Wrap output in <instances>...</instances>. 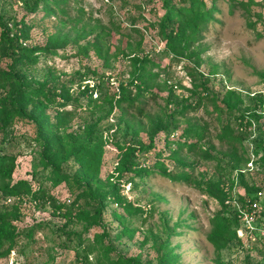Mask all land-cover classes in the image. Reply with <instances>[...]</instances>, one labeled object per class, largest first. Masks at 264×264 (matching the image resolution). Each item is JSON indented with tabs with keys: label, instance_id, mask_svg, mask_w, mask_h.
<instances>
[{
	"label": "rangeland",
	"instance_id": "rangeland-1",
	"mask_svg": "<svg viewBox=\"0 0 264 264\" xmlns=\"http://www.w3.org/2000/svg\"><path fill=\"white\" fill-rule=\"evenodd\" d=\"M60 1H64L65 13L55 9V14L46 19L36 18L29 39L19 42L32 48L53 40L62 45L63 51L47 57L34 53L39 58L36 64L16 68L15 56L7 55V43L0 44V74L14 75L11 88L0 89V105L2 101L9 104L10 94L22 87H64L74 99L81 76V86L92 87L97 82L92 71L102 76L103 86L93 92L90 104L80 99L81 105L66 107L69 115L62 128L56 125L52 103L35 97L26 114H41L37 123L27 116L11 122L12 146L8 152L16 159L12 183L30 180L35 173L33 187L40 184L47 194L44 205L24 198L12 204L10 198L0 196V209L13 205L18 208L14 211L18 217L13 220L18 231L39 223L45 226L37 231L33 243L21 234L16 248L7 257L0 256V264H118L120 258L134 264H157L163 254L175 257L172 264H264V237L260 232L254 243L243 237L241 244L227 241L220 251L207 240L212 217L223 214L215 186L227 185L233 198L249 199L261 192L264 196V109H257L256 122L237 128L235 120L247 103L244 97L240 103L227 94L236 90L244 96L264 88V0H219L207 31L183 54L169 49L158 28L164 15L163 0ZM179 1L171 4L178 7ZM31 3L32 0H0V32L6 25L3 32L10 38L15 24L19 25L21 19L27 23ZM97 34L108 48L106 62L93 52L73 55ZM135 76L149 82L142 115L137 114L139 104H122L129 112L125 118H121L118 108L109 112L111 102L122 96L118 84L128 85ZM130 95H135L134 89ZM44 117L51 125L41 129L37 124ZM167 121L177 129L166 139L172 143L165 146V136L159 134L153 142L154 149L135 153L130 158L133 164H127V171L120 173L119 165L127 153L148 143L155 123ZM90 126H95L104 141L97 177L89 180L70 158L60 162V174L67 179L55 183L51 170L41 168L40 140L53 138L65 145L64 134L71 133L79 141ZM225 126L231 128L233 136L241 138V144L228 143L222 137ZM182 130L197 135L179 139ZM175 142L194 143L195 149L175 151ZM174 151L176 157L171 158ZM142 169L152 173L144 181L136 175ZM179 176H186V180L172 181ZM74 178L84 181V189ZM88 191L116 192L120 202L105 198L97 223L78 220L79 211L91 210L85 196ZM47 196L56 206H62L61 210L54 209ZM121 225L127 233L121 231ZM63 229L82 233L77 254L73 249L76 243L66 242ZM64 244L68 248H62Z\"/></svg>",
	"mask_w": 264,
	"mask_h": 264
},
{
	"label": "trees",
	"instance_id": "trees-1",
	"mask_svg": "<svg viewBox=\"0 0 264 264\" xmlns=\"http://www.w3.org/2000/svg\"><path fill=\"white\" fill-rule=\"evenodd\" d=\"M112 1V0H107ZM173 0H163L162 7L164 9V15L160 18L157 25L162 35V38L166 41L169 49L175 54H183L189 46L194 43H198L201 39L203 32L207 31V26L212 22L214 18V12L218 11V1L219 0H208L206 3L205 0H180V5L175 7L172 5ZM229 1V0H227ZM51 8L54 11L50 10ZM55 9L59 11L60 14H64V1L60 0H32L30 6V20L26 23L24 19H21L20 24H15L14 34L8 38L5 35L6 25L2 27L0 32V44L2 41L7 43V55L15 56L13 58V63L16 65V68H24V66H29L32 63L36 64L39 58H35L34 53H42L43 57L48 55L57 54L58 51H63L62 45H58L57 42L53 40L49 41L43 47H32L26 48L22 46V43L19 40L26 41L29 39V31L32 27L36 26L35 20L38 21L48 18L51 14H55ZM134 23L135 21L132 20ZM149 25L154 28L155 24L149 23ZM89 52H93L97 58L106 62V54L108 48L101 43V36L97 34L92 41L86 42L80 48H77L74 52V56H86ZM198 54H193L192 56H197ZM105 66H108L105 64ZM91 76L93 78H98L97 82L94 83L92 87H89L87 84L81 86L82 77H80V82L78 83V96L72 99L69 91L64 87L54 90H46L43 88L40 89H29L28 87H22L16 92L10 94V103L6 104L1 102L0 105V196L3 198H10L11 201H14L12 204H16L21 200L27 199L28 201H38L42 202L44 205V199L46 197L47 191L42 189V186L39 184L36 188L33 187V182L35 178V173L31 174L30 180H18L12 183L13 172L16 166L15 155L8 152L12 146L11 139L9 138V126L11 122L15 119H24L26 114V109L29 102L32 98H41L47 103H52V106L56 109L54 115L56 119V125L59 128H62L66 125L67 116L69 111L66 110V107L77 104L81 105L80 99H83L86 104L93 102L92 94L94 91H98L102 88L103 78L98 73L92 71ZM264 78V74L262 75ZM14 75L12 72L1 73L0 74V89L4 87H10L13 83ZM106 79V78H105ZM107 80V79H106ZM101 81V82H100ZM148 79L141 78L140 76H135L127 84L119 83L118 89L122 94L121 98L118 101L111 102L109 112L114 108H118L121 114V118H125L129 112L122 107V104L127 105L128 107L133 104H139V109L137 111L138 115H142L143 105L145 104V96L148 94ZM135 90V95L130 97V90ZM228 95L236 97L240 103L241 97H244L247 106L243 109L242 114L235 120L237 128H245L250 126L252 121H257L258 114L257 109H264V102L262 101L259 95L250 96L249 93H244V96H241L236 90H229ZM204 97V95H203ZM53 99L55 101H53ZM9 105V106H8ZM187 109V108H185ZM184 109V110H185ZM41 114H38L40 116ZM34 114H29L27 117L32 122H36ZM169 119V116H167ZM50 124L49 120L46 117L38 122L37 126L41 129L47 128ZM177 129L172 127L170 122L167 121L164 124L155 123L148 137L147 144H139L136 150H132L130 153H127L120 163L118 171L123 173L127 171V164L131 163L130 158L136 153V155L141 153H148L154 149L153 142L159 134H164L165 146L170 145L172 142L166 140L170 133L176 131ZM222 137L230 142H236L241 144V138L239 136H233L231 133V128L225 126L222 129ZM98 130L95 126H90L87 131L84 133V137L77 141L71 133L64 134V138L67 140V144L63 145L62 141L56 140L53 138H45L40 140L42 143V149L40 151V163L41 168L44 170L50 169L53 175H55V183L67 179V176L60 174V162L70 160V158L79 165V168L84 171L85 177L94 179L97 177L99 172L100 157L102 153V148L104 146V141L102 137L98 135ZM189 135H197L196 132L189 133L186 130H182L178 136L179 139L188 138ZM177 149L175 151L182 152L184 149L187 151H193L195 149L194 143H184V142H175ZM171 148H168V151ZM170 154L171 158L176 157V152ZM161 153V152H160ZM159 155V152L158 154ZM133 164V163H131ZM261 166L264 167V155L261 157ZM152 173L147 169H142L140 172L136 173L137 177L144 181L146 177L150 176ZM75 179V178H74ZM186 180V176H179L178 178H172L173 182H182ZM76 184L84 189V181L81 182L75 179ZM82 183V184H81ZM216 190V199L219 202L222 213L217 214L211 219L212 229L207 236L208 242L215 248L216 251H220L227 246V241L231 243L241 244L240 239L237 237V229L240 226L239 219L236 214H232L228 211L227 206L224 204V200L227 198V193L223 190V185L221 183L214 187ZM85 196L88 199V206L91 207V210H82L76 214L78 220L87 221L89 223H97L100 220V217L103 214L104 204L103 201L107 197H112L116 202H120V198L116 192H110L109 194H101L98 192H85ZM47 199L51 201V205L56 210H61L62 206H56L52 201L51 196H47ZM240 202L244 200L243 197L237 198ZM16 200V201H15ZM11 204V205H12ZM65 208V207H64ZM16 206H7L0 209V256L7 257L11 250H14L18 244V240L22 235H25L29 238L31 243L34 242V236L37 231L41 230L45 224L39 223L37 226L26 230L18 231L14 226V219H17ZM67 209V208H65ZM122 226V225H121ZM121 231L127 233V230L123 226ZM87 232V229L85 230ZM64 235L67 243H76L73 249L76 251L82 244L83 238L81 234H75L64 231H61ZM62 248H68L65 244L62 245ZM82 256V254H79ZM175 257H170L167 254L160 256L157 264H172ZM118 264H134L132 260H122L119 259Z\"/></svg>",
	"mask_w": 264,
	"mask_h": 264
},
{
	"label": "built area",
	"instance_id": "built-area-1",
	"mask_svg": "<svg viewBox=\"0 0 264 264\" xmlns=\"http://www.w3.org/2000/svg\"><path fill=\"white\" fill-rule=\"evenodd\" d=\"M250 96L259 95L264 102V88L255 92L249 93ZM251 166V164H250ZM223 190L227 193V198L224 204L232 214H236L239 219L240 226L237 229V237L245 240L248 243L256 241L257 232L264 237V196L263 193H258L249 199L240 202L237 198H233L231 190L227 185L223 186ZM262 225H259L261 224Z\"/></svg>",
	"mask_w": 264,
	"mask_h": 264
}]
</instances>
